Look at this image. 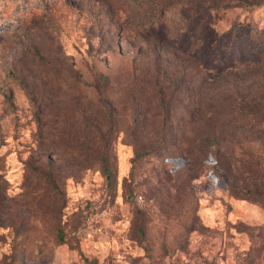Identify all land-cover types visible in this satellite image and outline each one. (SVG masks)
I'll return each mask as SVG.
<instances>
[{"label":"rangeland","instance_id":"rangeland-1","mask_svg":"<svg viewBox=\"0 0 264 264\" xmlns=\"http://www.w3.org/2000/svg\"><path fill=\"white\" fill-rule=\"evenodd\" d=\"M0 264H264V0H0Z\"/></svg>","mask_w":264,"mask_h":264}]
</instances>
